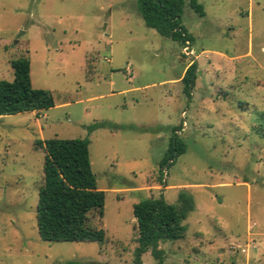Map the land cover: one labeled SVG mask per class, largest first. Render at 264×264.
I'll use <instances>...</instances> for the list:
<instances>
[{"label": "rangeland", "instance_id": "374dc122", "mask_svg": "<svg viewBox=\"0 0 264 264\" xmlns=\"http://www.w3.org/2000/svg\"><path fill=\"white\" fill-rule=\"evenodd\" d=\"M198 1L204 17L185 1L195 40L182 46L145 24L138 0H0V80L28 58L56 102L0 117V264H137L134 206L182 191L196 208L184 239L160 243L164 264H264V0ZM102 123L133 128L90 130ZM175 129L187 151L161 170ZM53 138L91 141L103 244L40 237L36 141ZM141 261L157 263L151 250Z\"/></svg>", "mask_w": 264, "mask_h": 264}, {"label": "trees", "instance_id": "16d2710c", "mask_svg": "<svg viewBox=\"0 0 264 264\" xmlns=\"http://www.w3.org/2000/svg\"><path fill=\"white\" fill-rule=\"evenodd\" d=\"M186 0H138V10L145 24L165 38L182 46L194 43L182 23ZM191 8L201 17L206 15L198 0H190ZM14 80H0V117L28 112H43L56 106L51 91L34 88L31 61L20 58L12 62ZM197 63L187 69L183 78L189 91L195 81ZM109 127L112 131L133 128L102 123L90 127L95 130ZM90 139L37 140L36 147L45 152L44 184L39 189L37 225L41 239L49 242H97L107 239L104 228L90 223V214L104 215L105 192L98 187L90 157ZM187 151V145L174 130L169 147L161 161V170L177 161ZM196 208L194 197L182 191L177 204H169L163 196L148 198L134 206L137 222L136 262L151 250L156 264H164L161 242L184 239L187 227L183 224ZM64 264H84L68 261Z\"/></svg>", "mask_w": 264, "mask_h": 264}, {"label": "crops", "instance_id": "0c3cea01", "mask_svg": "<svg viewBox=\"0 0 264 264\" xmlns=\"http://www.w3.org/2000/svg\"><path fill=\"white\" fill-rule=\"evenodd\" d=\"M169 188V187H168Z\"/></svg>", "mask_w": 264, "mask_h": 264}]
</instances>
